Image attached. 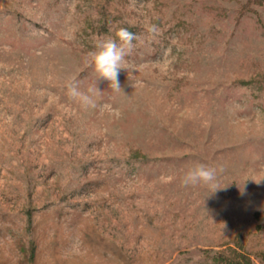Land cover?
Here are the masks:
<instances>
[{"label":"rangeland","instance_id":"rangeland-1","mask_svg":"<svg viewBox=\"0 0 264 264\" xmlns=\"http://www.w3.org/2000/svg\"><path fill=\"white\" fill-rule=\"evenodd\" d=\"M120 28L113 91L87 53ZM197 163L224 188L181 186ZM238 237L257 260L264 0H0V264H213Z\"/></svg>","mask_w":264,"mask_h":264},{"label":"clouds","instance_id":"clouds-1","mask_svg":"<svg viewBox=\"0 0 264 264\" xmlns=\"http://www.w3.org/2000/svg\"><path fill=\"white\" fill-rule=\"evenodd\" d=\"M150 31H155V26H152ZM116 38H108L101 40L96 44V50L87 53L90 66H94L98 77L110 81V87L113 91L121 90L119 86V72L121 69L127 70L126 56L132 48V42L136 39V35L127 28H120L116 34ZM66 95L70 101H75L84 109L94 108L96 104L92 97L85 92L79 90L78 84L71 81L66 85ZM92 91V89H89ZM95 91L99 93L95 87ZM223 166H210L204 163H197L190 167L180 178L181 186L196 187L206 186L209 189V195L214 194L220 187L218 173L223 172ZM258 181L257 183H259ZM243 194V190L241 192Z\"/></svg>","mask_w":264,"mask_h":264},{"label":"trees","instance_id":"trees-1","mask_svg":"<svg viewBox=\"0 0 264 264\" xmlns=\"http://www.w3.org/2000/svg\"><path fill=\"white\" fill-rule=\"evenodd\" d=\"M213 264H264V251L256 260L246 251L242 239L238 237L233 244L215 250L212 255Z\"/></svg>","mask_w":264,"mask_h":264}]
</instances>
